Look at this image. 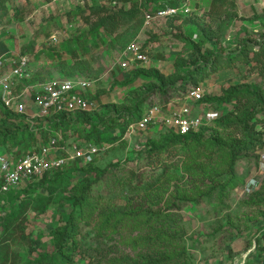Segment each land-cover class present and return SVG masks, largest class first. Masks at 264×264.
<instances>
[{
  "label": "rangeland",
  "instance_id": "1",
  "mask_svg": "<svg viewBox=\"0 0 264 264\" xmlns=\"http://www.w3.org/2000/svg\"><path fill=\"white\" fill-rule=\"evenodd\" d=\"M113 1L0 0V39L8 41L12 53L29 57L30 79L15 93L52 78L94 80L89 95L97 107L69 114L71 123L61 126L59 135L70 152L73 144L84 147L90 140L100 147L89 164L70 161L59 177H51L49 185L56 187L51 200H46L48 187L31 193L44 195L47 207L42 210L37 200L24 214L26 239L19 229L10 234L4 227L18 210L26 183L7 195L0 241L9 239L11 264H33L38 255L52 254L54 232L72 223L77 250L63 264H144L164 256L169 258L161 264H259L264 260V0H183L188 8L147 24L145 13L169 0ZM102 6L127 11L113 33L97 25L100 14L92 9ZM205 42L209 58L224 60L191 78L178 64L193 58L195 46ZM135 43L149 62L124 69L119 59ZM230 54L235 57L227 60ZM10 66L0 68V77ZM156 75L177 87L189 79L207 100L189 102L193 115L204 117L189 137L202 135V140L150 155L151 141L162 145L174 136L168 124L152 122L129 136L123 130L128 117L118 114L129 111L133 99L158 89ZM173 90L167 95L171 101L161 106L165 116L184 104ZM21 100L29 115L37 111L32 91ZM161 101L156 96L154 104ZM253 113L262 122L250 128V147L232 162L228 149L212 139L226 145L247 141L246 123ZM208 114L215 118L209 121ZM2 119L0 108V130L6 125L13 132L23 130L17 119ZM105 132L109 140L96 137ZM20 138L0 144V154L18 159L47 143L46 137ZM85 180L91 186L76 206L69 188ZM72 211L78 213L74 222Z\"/></svg>",
  "mask_w": 264,
  "mask_h": 264
},
{
  "label": "trees",
  "instance_id": "2",
  "mask_svg": "<svg viewBox=\"0 0 264 264\" xmlns=\"http://www.w3.org/2000/svg\"><path fill=\"white\" fill-rule=\"evenodd\" d=\"M117 3L114 5H117L118 2H124V3H130L132 2V0H116ZM181 1V2H180ZM168 3V5L170 6H182L186 1L183 0H169L166 1ZM180 2V3H179ZM159 9V8H158ZM158 9H154L153 11H149L151 13H154L156 10ZM92 12L96 13V14H100L99 20H97L98 22V26H100L101 28H104L105 31L109 32V33H113L117 30V28L124 22L125 16H126V12L124 9H119V10H113L109 7L106 6H102V7H95L92 9ZM17 16V12L14 11V13L12 14V17ZM21 19L22 18H18ZM7 23V22H6ZM206 44L207 42L204 43V45L200 46H195L194 50H193V58H188V59H183L181 61L180 64H178V67L181 68L183 67V71L185 72L186 75H188L191 78H196V77H202L203 75H205L206 73L209 72L210 68L216 67L217 65H219V63L224 60L221 57H216V58H209L208 52L211 49H207L206 48ZM209 44V43H208ZM209 46L211 48L212 45L209 44ZM263 48V47H262ZM257 50V49H255ZM7 56L10 57L11 56V51L9 48V45L6 43V41L1 38L0 39V56ZM235 56L233 55H229L228 57H226L227 60L233 58ZM156 73V72H155ZM137 75H140L137 74ZM80 78V77H79ZM84 78V77H82ZM157 80H160V86L158 87V89H156L155 87L149 89L148 91H146V93H144L143 95H141L140 97H138L137 99H133L130 103V108L129 111H125L123 113H119L118 117H128V120L124 123L123 125V130H125L128 128V126L131 123H134L136 121H138L142 114H143V109L145 107V105H147V107L151 106L154 104L156 96H159L160 99L162 100L161 102H157V104L161 105V106H166L168 105V103L171 101L172 97L171 96H167L169 93V90L174 89L173 91H175L176 93V97H185L188 92L192 89H196L197 87H195L196 85H189L190 80H184L180 83V85H174L172 84H164L162 82V76L160 75H156ZM233 94V93H232ZM0 99L2 100L1 96ZM207 98H205L203 96L202 98V102L206 101ZM3 104V102H2ZM4 106V107H3ZM1 108V111L3 113V121H7L10 118H15L18 120L20 125L19 127L22 126L23 130L20 132H13L9 129V127L3 128V130H0V144H5L8 141L11 142H19L22 139L20 138V136H28L29 138H31L34 142H36L37 140L41 139V137H46V145L49 144V141L52 137L56 136L57 133L59 134L62 133V128L61 126L63 125H69V123H71V121L68 122L67 118L68 115L71 113H76V112H57L54 114H51L50 116L46 117V118H35L33 120L29 119L27 116L20 114L15 112L12 109H9L7 107H5V105L3 104ZM264 108V107H263ZM16 113V114H15ZM82 113V112H80ZM107 118V117H105ZM101 120V119H99ZM262 122L259 121V119L255 116V114H251L250 117L247 120L246 123V129H245V133H246V139L247 141L243 140H236V141H232L231 143H229L228 145H226L225 143H223L222 141H220L218 138H213V142L218 145L219 148L225 150L228 149L229 151V155H230V160H235V158L237 156H239V153L241 151H243V149H247L248 147H250L252 139L254 136L250 137L249 133H250V128H255L256 124ZM101 125V123H98L97 126ZM96 126V125H95ZM169 127L170 130L173 131V135L171 138H165L164 139V143L162 145L158 144L156 141H151V145H149L150 148V155H154L155 153H159L161 152V150H165L166 148L170 147V146H182V147H188L189 144L194 143L195 141H199L202 140V135L197 138V137H193L190 138L189 135L194 133V132H198V131H191L190 133L187 134H180L176 128H174L173 126H166ZM93 131L97 132L96 129H94ZM94 134V133H93ZM107 135V132L99 134L97 133L96 137L98 139H102L103 140L107 139V137H105ZM88 137H92L91 134L88 135ZM115 138V137H113ZM110 139V140H113ZM109 140V139H107ZM250 140V141H249ZM254 141L256 143H258L257 139H254ZM89 142L97 144L95 141L90 140ZM208 142V141H206ZM250 142V143H249ZM157 143V144H156ZM59 144L64 145L65 141L62 138L59 141ZM43 145V146H46ZM38 149L36 150H32V151H28V153H25L23 155H19L18 158L29 154V153H33L38 151ZM89 164V163H88ZM66 166V165H65ZM64 166V167H65ZM63 167V168H64ZM63 168L53 171V172H49V173H45L43 174L41 177L39 178H35L31 181H29L28 183H26L23 186H27L24 190H23V199H21L20 204H19V208L16 212H13L11 215H9L8 219L5 221V231H9L10 234H13L16 229H19L21 231V235L24 239L27 238V235L25 234V226L23 223V217L24 214L28 211V209L30 208V206L34 203V201L39 200V207L43 208L42 210L45 211L46 209V205L45 203H43V199L46 200H51L53 192L56 190V187L49 185L50 184V179L51 177L55 174V178L60 176V172ZM88 171V170H87ZM3 182V178L0 175V186ZM39 182V185H36V183ZM91 186V183L87 180L84 181V183L80 184H76L72 187H70L69 189L73 192L72 195V199H74V203L76 204V206L81 205L84 200H85V195L87 194L89 188ZM22 187V186H21ZM48 187V195L46 198H44V195H32L31 193L34 192L35 190H39L41 188H45ZM14 190L10 191L7 194H2L0 193V218L4 217V215H6L5 211H4V207L6 206V204L8 203L7 200V195L10 194L11 192H13ZM20 198V196H19ZM78 217V213H74L73 211L71 212V222H74V220ZM73 226L74 223H72V228H69L68 225H65L63 227H59L57 228V230L54 232V243H55V250L52 254L49 253H45V254H40L38 255V257L35 259V261L33 262V264H63V262L69 261L70 256L74 253V251L76 252L77 250V245L75 244V242L73 241ZM168 256H164L161 257L159 259H154L152 258L150 261L144 263V264H161L163 263V260L165 261L166 259H168ZM12 252H11V248H10V243H9V239L7 238H1L0 241V264H11L12 262ZM134 264H141L138 262H134ZM164 264H168V263H164Z\"/></svg>",
  "mask_w": 264,
  "mask_h": 264
},
{
  "label": "built area",
  "instance_id": "3",
  "mask_svg": "<svg viewBox=\"0 0 264 264\" xmlns=\"http://www.w3.org/2000/svg\"><path fill=\"white\" fill-rule=\"evenodd\" d=\"M116 3L117 1L114 0L113 4ZM186 7V5L176 7L164 5L154 13L146 12V24L154 18L178 14L180 9ZM9 58L4 55L0 56V68L4 67L6 63L11 65L10 69L0 77L1 98L5 107L19 114H26L25 116L31 120L46 118L57 112H85L97 107V101L89 95L95 81L89 78H52L35 82V84L26 87L22 93L16 94L15 89L19 83L30 79L29 57L25 54L16 55L11 52ZM119 62L124 69H128L131 63L135 65L148 63L149 56L135 43L123 51ZM31 91L36 97L34 103L37 105V111H33L34 113L29 115L27 105L21 99L26 92ZM202 98L200 89L190 90L184 97V104L173 110L170 116L161 113V105L153 104L146 108L138 121L128 126L126 134L132 136L138 131L143 132L149 124L156 121L173 126L180 134L197 131L204 124V117L200 114L193 115V109L189 102H199ZM207 118L212 121L215 115L208 114ZM60 139L61 136L57 133L50 139L48 145L41 146L38 151L18 159L0 154V175L3 178L0 193L7 194L45 173L63 168L70 161H80L86 165L100 151L97 144L89 142L84 147L73 144L72 152H70L65 144H59ZM259 264H264V260Z\"/></svg>",
  "mask_w": 264,
  "mask_h": 264
},
{
  "label": "crops",
  "instance_id": "4",
  "mask_svg": "<svg viewBox=\"0 0 264 264\" xmlns=\"http://www.w3.org/2000/svg\"><path fill=\"white\" fill-rule=\"evenodd\" d=\"M8 24V23H7ZM8 26V25H7ZM6 41V43L8 44V41L6 39H4ZM37 107H35L33 110H35ZM33 112V111H32Z\"/></svg>",
  "mask_w": 264,
  "mask_h": 264
}]
</instances>
